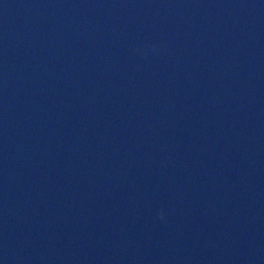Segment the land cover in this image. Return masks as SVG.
<instances>
[{"label": "water", "instance_id": "obj_1", "mask_svg": "<svg viewBox=\"0 0 264 264\" xmlns=\"http://www.w3.org/2000/svg\"><path fill=\"white\" fill-rule=\"evenodd\" d=\"M0 264H264V0H0Z\"/></svg>", "mask_w": 264, "mask_h": 264}, {"label": "clouds", "instance_id": "obj_2", "mask_svg": "<svg viewBox=\"0 0 264 264\" xmlns=\"http://www.w3.org/2000/svg\"><path fill=\"white\" fill-rule=\"evenodd\" d=\"M161 219H163V212L161 213Z\"/></svg>", "mask_w": 264, "mask_h": 264}]
</instances>
